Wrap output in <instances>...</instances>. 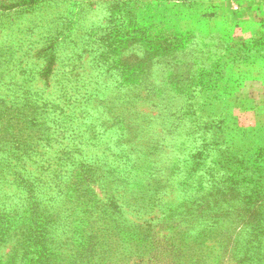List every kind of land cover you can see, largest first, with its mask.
Returning <instances> with one entry per match:
<instances>
[{"label": "rangeland", "instance_id": "374dc122", "mask_svg": "<svg viewBox=\"0 0 264 264\" xmlns=\"http://www.w3.org/2000/svg\"><path fill=\"white\" fill-rule=\"evenodd\" d=\"M262 84L264 0H0V264H264Z\"/></svg>", "mask_w": 264, "mask_h": 264}, {"label": "crops", "instance_id": "0c3cea01", "mask_svg": "<svg viewBox=\"0 0 264 264\" xmlns=\"http://www.w3.org/2000/svg\"><path fill=\"white\" fill-rule=\"evenodd\" d=\"M221 96H224V95H221ZM225 96L231 102V104L233 106L232 110L234 108L239 109L241 112L245 113L249 118H251L250 120H253L256 124L264 127V110L261 109V105H264V97L260 98V100L259 99L256 100L251 95H247V93H244V92H241L240 90H238V88L236 86H233L231 88L230 94L225 95ZM253 103H255V105H254L255 110L253 109ZM259 108H260V112H259ZM233 116H235V115L233 114ZM248 142H249V140H248ZM248 147H250V145ZM243 155L244 156L235 157L234 162L237 163L241 160H244L243 163H246L247 162V161H245V159L247 158L246 154H243ZM250 156L251 157H249V167L254 168V167H252L253 156L252 155H250ZM232 157H234V156H231L229 158H232ZM255 157H258V159L255 160V163H258L259 167H261L262 164H264V160L261 161L260 156H255ZM240 158H242V159H240ZM197 170L200 171V168L198 167ZM249 172L254 173V174L264 173V171L261 169H256V170L250 169Z\"/></svg>", "mask_w": 264, "mask_h": 264}, {"label": "trees", "instance_id": "16d2710c", "mask_svg": "<svg viewBox=\"0 0 264 264\" xmlns=\"http://www.w3.org/2000/svg\"><path fill=\"white\" fill-rule=\"evenodd\" d=\"M212 100H211V102L212 103H214L216 100H218V99H221V100H223V101H225L226 103H228L229 104V102L228 101H226L225 100V98L223 97V96H219V95H216V96H213V98H211ZM214 109H216V108H214ZM246 133H248V131H245ZM250 142H248V144H249ZM248 144H245L244 146H242V149L244 150V151H246V152H248V150H251L250 149V147H248L249 145ZM245 149H247V150H245ZM250 155H252L251 153H250ZM257 156H259V155H257ZM256 159H258V157H255V158H253V163H252V167H254V169L253 170H256V169H259L260 167H259V164L258 163H255V160ZM219 164L220 165H222L223 164V162H219ZM196 168H198V167H196ZM254 174V173H253ZM259 174V173H258ZM262 179H261V174H259V176H257V177H255V178H252V179H250V181H251V185H253L252 183H256L254 186H249V189H252V190H257V189H260L261 187H259V181H261Z\"/></svg>", "mask_w": 264, "mask_h": 264}]
</instances>
